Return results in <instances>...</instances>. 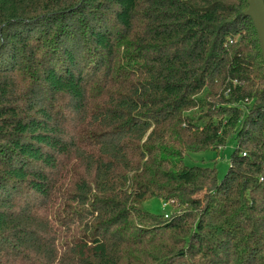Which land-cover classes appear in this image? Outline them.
Returning <instances> with one entry per match:
<instances>
[{
  "label": "trees",
  "instance_id": "obj_1",
  "mask_svg": "<svg viewBox=\"0 0 264 264\" xmlns=\"http://www.w3.org/2000/svg\"><path fill=\"white\" fill-rule=\"evenodd\" d=\"M248 8L0 0V264H264ZM231 140L223 179L184 163Z\"/></svg>",
  "mask_w": 264,
  "mask_h": 264
},
{
  "label": "rangeland",
  "instance_id": "obj_2",
  "mask_svg": "<svg viewBox=\"0 0 264 264\" xmlns=\"http://www.w3.org/2000/svg\"><path fill=\"white\" fill-rule=\"evenodd\" d=\"M235 150V142L231 140L224 151L218 155L217 152H203L189 154L185 157L184 163L187 166H203L215 168L218 172L219 179H223L230 167L231 157ZM144 208L154 214L163 215L168 213L163 204L158 200H150L144 204Z\"/></svg>",
  "mask_w": 264,
  "mask_h": 264
},
{
  "label": "water",
  "instance_id": "obj_3",
  "mask_svg": "<svg viewBox=\"0 0 264 264\" xmlns=\"http://www.w3.org/2000/svg\"><path fill=\"white\" fill-rule=\"evenodd\" d=\"M247 2L249 8L246 16L252 19L257 30L264 62V0H247Z\"/></svg>",
  "mask_w": 264,
  "mask_h": 264
}]
</instances>
